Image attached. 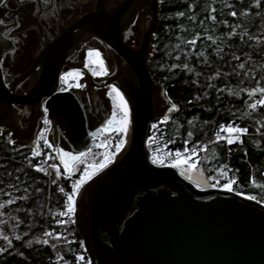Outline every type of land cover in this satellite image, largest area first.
I'll use <instances>...</instances> for the list:
<instances>
[{
  "label": "water",
  "instance_id": "1",
  "mask_svg": "<svg viewBox=\"0 0 264 264\" xmlns=\"http://www.w3.org/2000/svg\"><path fill=\"white\" fill-rule=\"evenodd\" d=\"M160 6L161 0H96L55 38L42 32L40 48L21 73L4 66L10 44L0 23L1 134L37 151L44 102L58 154L61 136L72 152H86L108 117L91 109L87 96L61 90L60 77L68 58L95 42L104 48L109 68L97 85L115 84L123 92L131 122L123 156L84 182L75 196L74 225L89 264H264V202L210 187L197 170L188 179L150 160L146 139L152 121L178 111L151 74ZM141 11L135 47L128 38Z\"/></svg>",
  "mask_w": 264,
  "mask_h": 264
},
{
  "label": "trees",
  "instance_id": "2",
  "mask_svg": "<svg viewBox=\"0 0 264 264\" xmlns=\"http://www.w3.org/2000/svg\"><path fill=\"white\" fill-rule=\"evenodd\" d=\"M231 11L237 16L229 15ZM210 13L215 21L208 19ZM160 17L150 67L155 81L164 85L168 98L178 107L164 122L174 141L172 148L182 150L204 142L206 150L199 151L196 159L209 183L219 180L223 184L235 177L233 190L264 202V108L253 111L247 107L259 99L258 93L250 97L248 91L264 86V0L259 7L255 0H161ZM233 27L236 33L230 36ZM194 38V45L188 43ZM239 64L245 67L241 69ZM228 124L247 128V134L232 144L223 137L217 140L215 133ZM9 140L12 138L0 130V264H53L52 251L43 243L46 226L54 248L64 253L67 264H77L76 254L84 246L82 237L74 223L59 225L56 220L82 166L71 178L55 176L50 189L46 177L28 165L33 151L9 144ZM59 156L52 148V159L60 162ZM221 171L228 175L221 176ZM59 184L64 192L57 194ZM49 193L53 208L47 214ZM5 235L8 241L3 239ZM84 264H89L88 258Z\"/></svg>",
  "mask_w": 264,
  "mask_h": 264
},
{
  "label": "flooded vegetation",
  "instance_id": "3",
  "mask_svg": "<svg viewBox=\"0 0 264 264\" xmlns=\"http://www.w3.org/2000/svg\"><path fill=\"white\" fill-rule=\"evenodd\" d=\"M95 4L96 0H3V3H0V20L4 21L1 23L2 34L10 44L4 66L11 73L25 71L41 46L42 32H45L49 39L55 38L80 15L92 10ZM144 15L145 12L141 11L136 23L132 26V34L128 38L129 44L138 29L141 30ZM98 48L105 53L104 48L95 42H88L86 47L78 49L68 58L63 74L72 72L71 76L75 77L74 75L79 73L77 79L71 80L73 84L71 88L75 90L77 97L87 96L91 109L101 110L108 120L110 111L106 108L104 93L107 85H97L106 75L94 76L86 56L88 50ZM77 83L83 87H76ZM39 124L40 121L38 126ZM51 145L56 149L53 142ZM66 147L68 144L61 136L58 148L66 150Z\"/></svg>",
  "mask_w": 264,
  "mask_h": 264
},
{
  "label": "snow or ice",
  "instance_id": "4",
  "mask_svg": "<svg viewBox=\"0 0 264 264\" xmlns=\"http://www.w3.org/2000/svg\"><path fill=\"white\" fill-rule=\"evenodd\" d=\"M0 3H3V0H0ZM227 7H232L231 5H226ZM255 6L259 7L260 6V0H255ZM229 15L235 17L237 16L236 11H231L228 13ZM178 15H184L183 13H179ZM240 15H247L245 12H241ZM208 19H211L215 21V17L211 15V13L208 16ZM4 21L0 20V23H3ZM225 24L227 21L224 22ZM236 33V28L233 27L231 33L229 35H235ZM245 35L247 34L246 32L244 33ZM208 39L212 40V37L209 36ZM249 39H252L251 36H249ZM190 44H195L196 39H192L188 41ZM212 43H216L215 40H212ZM92 54V50L89 51V55ZM96 55L99 57V52H96ZM200 55H203L201 53ZM236 59H239L238 57ZM100 64V71H93V75H106L107 72L103 66V61H99ZM87 67V65H85ZM175 67V65H173ZM239 68H244V64H239ZM73 75L72 72L65 73L61 75L60 79L62 82L67 84V81L65 80V76H71ZM77 76H79V73H76ZM239 75V73H237ZM244 75H247V73H244ZM259 83V82H258ZM76 87H83V85L77 83ZM109 92L108 95L112 99L113 102V111L111 113V117L107 120L106 124L104 125L105 130H115V132L120 133L121 135L118 136L117 141L114 144L115 150L118 152L125 144V135L129 131V125H130V110L128 107L127 101L124 99V96L122 93L112 85L108 86ZM63 91H66L67 88L61 89ZM112 93H115V96H112ZM258 93L259 94V99L255 100L253 103L247 104V107L255 111L257 107L264 108V86H258L255 88H252L248 91V96H253L254 94ZM238 95V93H237ZM173 107H175L173 105ZM116 109L119 110V114L116 111ZM45 113H47V107L44 109ZM167 117H165L166 122ZM44 124H48L49 121L48 119H44ZM191 123V121H189ZM153 129L157 128V124H153L151 126ZM220 132L225 133L226 135L223 137L228 144L234 143V141L239 139V136L242 134H245L247 132V128L244 127H239V126H234L233 124H228V125H221L220 130L215 133V137L217 140L221 139ZM188 136H192V132L188 133ZM153 137H149V140L151 141ZM9 144L13 143L12 140L8 141ZM109 143L106 141L105 143H102L101 145H98V147H105L106 144ZM168 143H174V141L169 140ZM185 145L188 144V141L185 140ZM44 144L51 147V145L48 144L47 140H44ZM206 150L205 148L201 147L200 149H197V147L193 146L191 149L188 147H184L182 150L181 149H176L174 152L171 149L167 148V144L163 146V152L160 147H157L155 149V152L157 155H154L152 158V163L153 164H160L163 165L165 163V156H167L169 159H171V163L169 164L170 167L173 168H181L182 169V174H191L197 167V163L193 160V158L197 157L198 151H204ZM34 154L39 155L40 153L36 151V149H33ZM92 150L88 149L87 152H79L76 155H73L72 153L69 152H61L59 156V160L61 164L63 165L64 168V175L67 177L69 174L73 172V168L75 167L76 162L83 163L82 159L83 157H86L89 153H91ZM115 153H109L103 156V159L98 163V164H89L85 165L83 173L80 175V178L76 180L73 185H72V191L71 193L66 194L67 195V201H66V211L61 212L59 215L60 216H67L68 220H62L58 219L56 220V223L59 225H63L65 223H75V221L72 219V214L75 212V207H74V199H75V194L78 191V189L81 187V185L87 181L90 180L96 172L100 171L102 168L106 167L108 163L111 162L113 156ZM172 157H175L172 159ZM186 165V167H185ZM50 167L52 169H57V165L55 163L51 164ZM91 169V170H89ZM37 171H43L42 168L39 166H36ZM61 173L59 171H56V176L59 178ZM221 176H227L228 173L227 171H221L220 172ZM53 183H56V181H53ZM235 183V177L227 179V181L223 184H220L219 180H216L215 183L210 184V187H217L220 186L221 188L227 190V191H232L233 190V185ZM60 192H64L63 188L59 189ZM237 195H240L241 193L237 192ZM247 199L250 200H256L255 196H248L246 197ZM20 199H26V197H20ZM258 203H261L262 201H257ZM8 203H13V201L9 200ZM2 206V205H0ZM45 236L51 235L49 232L44 233ZM57 236H59V233H57ZM3 239L8 241V236H3ZM16 239H19V237H16ZM41 241L37 240V243H40ZM43 243L47 244L48 241L44 240ZM9 246H11V242L9 241ZM53 247H55V244H53ZM0 251H3V249H0Z\"/></svg>",
  "mask_w": 264,
  "mask_h": 264
},
{
  "label": "built area",
  "instance_id": "5",
  "mask_svg": "<svg viewBox=\"0 0 264 264\" xmlns=\"http://www.w3.org/2000/svg\"><path fill=\"white\" fill-rule=\"evenodd\" d=\"M72 83L67 86V90L71 89L72 87ZM61 89L62 85H61ZM45 109V104L44 102L42 103V110H43V116L40 119V126L37 132V151L40 153L39 155L34 154L33 152V161L31 159V161H29L28 165L35 170L36 172L42 174L43 176L46 177V179L48 180V184L49 187L51 189V187L54 186L55 183H53V181H55V176H56V171H59L61 173L60 177L62 178H71L74 175V168H73V172L71 174H69L67 177L64 175V168L63 165L61 164V162L55 161L52 159V145H51V129H52V124H51V120L49 118L48 115V110L47 113H45L44 111ZM44 119H48L49 123L48 124H44ZM165 121L163 119H158L155 121H152L151 126L153 124H157V128L153 129L152 127H150V131H149V135L146 139V145L149 149V153H150V160L152 161V158L154 155H157V153L155 152V149L157 147H160L162 149L163 152V146L165 144H167V148L171 149L173 152L175 151L172 148V143H168V141L170 140L166 130H165V126H164V122ZM247 134V132L245 133ZM226 134L221 132L220 136L224 137ZM244 135V134H242ZM241 136V135H240ZM239 136V137H240ZM149 137H153V139L150 141ZM44 140L48 141V144L51 145V147L47 146L44 144ZM107 140L105 138V136L103 135V133L98 136V137H94L92 138V145L90 146L89 149H100L101 151H108L109 149V144L107 143L105 147H98V145H101L102 143H105ZM204 144L201 143L199 145H196L195 147H197V149H200L202 147V145ZM192 147H190L191 149ZM88 151V150H87ZM86 151V152H87ZM199 153V151H198ZM175 157H172V159H174ZM194 161H196V157L193 158ZM55 163L57 165V169H52L50 167L51 164ZM171 163V159H169L167 156H165V163L163 165L160 164H156L159 166H169V164ZM36 166H39L40 168L43 169V171H37L36 170ZM177 170V172L182 175L185 178H188L186 175L182 174V169L181 168H175ZM189 179V178H188ZM62 188V186L56 185L55 186V192L58 194L60 193L59 189ZM76 196V194H75ZM66 201H64L63 203V209L61 210V212L66 211L67 205H66ZM74 207H75V199H74ZM53 208V197L51 196V193L48 194L47 197V204H46V213H50L51 210ZM60 212V213H61ZM74 215L75 212L72 214V219L74 220ZM59 219H68L67 216H59ZM45 232H49V228L48 226H46L44 233ZM50 233V232H49ZM50 236V235H49ZM49 236H45L46 240L48 241V246L50 247L51 251H52V262L53 264H67V261L65 259V255L63 252L56 250L53 247V244L50 240ZM84 244V243H83ZM87 258L89 259V263H90V256L85 248V246H83L82 250L80 252H78L76 254V262L77 264H84V262L87 260Z\"/></svg>",
  "mask_w": 264,
  "mask_h": 264
},
{
  "label": "rangeland",
  "instance_id": "6",
  "mask_svg": "<svg viewBox=\"0 0 264 264\" xmlns=\"http://www.w3.org/2000/svg\"><path fill=\"white\" fill-rule=\"evenodd\" d=\"M140 38H141V30L138 29V32L130 39V44L133 45V46H135V47H137L139 45ZM91 50H92V54L89 55V51L90 50H88L86 52V56H87V62L90 64V66L92 67L93 71L94 70L97 71V72L100 71L99 61L102 60L103 61V66H104L106 72H108L109 68H108V64H107V61H106L107 57H106L105 53L100 48H98V49H91ZM96 52H99V57L96 55ZM74 76L75 77L65 76V80L67 81V84H65L64 82H62V88H66L67 86H69L71 84V80H74V78L77 79L78 76L77 75H74ZM100 76H105V75H100ZM109 85L115 86L122 93V95L124 96L123 92L115 84H109ZM109 85H107L105 87L104 93H105V96H106V108L110 111V117H111V113L113 111V102H112V99L108 95V92H109L108 86ZM112 96L114 97L115 96V93H112ZM124 99L126 100L125 96H124ZM128 107H129V105H128ZM116 111L119 114V110L116 109ZM114 132H115L114 129L113 130H110V131L109 130H104L103 131V135L105 136L106 140L109 142L108 143L109 146L110 147H113V149L110 148V147H109L108 151H101L100 149H97V148L96 149H91L92 150L91 153H89L86 157L81 158L82 161H83V163L76 162L75 167H74V172H77L79 170L80 166H82V170H81V173H80V175H81L83 173V171H84L85 165L98 164L103 159V156L104 155L109 154V153H115V155L113 156V158L111 160V162H112L114 160V158L123 149V147H122L118 152L115 150L114 144L117 141L118 134L119 135H121V134L120 133H117V132L114 133ZM126 135L124 137L125 139H126ZM69 150H70L69 147H66V150H63V148H62V149H60V153L61 152H69ZM57 153H58V151H57ZM69 153H72L73 155L78 154V153H74L72 151L69 152ZM185 167H186V165H185ZM89 170H91V169H89ZM98 172H96V173H98ZM80 175H79V178H80ZM184 175H186L188 178H190V175L191 174H184ZM211 179H212V177H211Z\"/></svg>",
  "mask_w": 264,
  "mask_h": 264
},
{
  "label": "bare ground",
  "instance_id": "7",
  "mask_svg": "<svg viewBox=\"0 0 264 264\" xmlns=\"http://www.w3.org/2000/svg\"><path fill=\"white\" fill-rule=\"evenodd\" d=\"M123 153H124V149H122L120 153L114 158V161H118L123 156Z\"/></svg>",
  "mask_w": 264,
  "mask_h": 264
},
{
  "label": "crops",
  "instance_id": "8",
  "mask_svg": "<svg viewBox=\"0 0 264 264\" xmlns=\"http://www.w3.org/2000/svg\"><path fill=\"white\" fill-rule=\"evenodd\" d=\"M197 155H198V154H197ZM195 162L197 163V159H196ZM195 170H197V171L203 173L199 164L197 165V168H196ZM203 174H204V173H203ZM207 181L209 182V179H208V178H207Z\"/></svg>",
  "mask_w": 264,
  "mask_h": 264
}]
</instances>
